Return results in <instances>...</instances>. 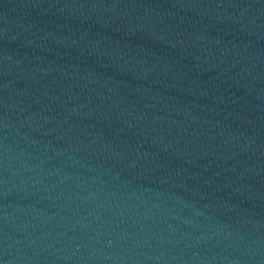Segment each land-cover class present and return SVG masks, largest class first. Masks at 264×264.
I'll list each match as a JSON object with an SVG mask.
<instances>
[{"label":"water","instance_id":"95a60500","mask_svg":"<svg viewBox=\"0 0 264 264\" xmlns=\"http://www.w3.org/2000/svg\"><path fill=\"white\" fill-rule=\"evenodd\" d=\"M0 264H264V0H0Z\"/></svg>","mask_w":264,"mask_h":264}]
</instances>
